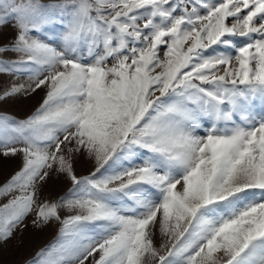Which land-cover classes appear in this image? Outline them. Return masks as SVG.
Masks as SVG:
<instances>
[{
    "label": "snow or ice",
    "instance_id": "obj_1",
    "mask_svg": "<svg viewBox=\"0 0 264 264\" xmlns=\"http://www.w3.org/2000/svg\"><path fill=\"white\" fill-rule=\"evenodd\" d=\"M8 26L0 104L43 96L0 112V244L31 216L26 264H264V0H0Z\"/></svg>",
    "mask_w": 264,
    "mask_h": 264
},
{
    "label": "rangeland",
    "instance_id": "obj_2",
    "mask_svg": "<svg viewBox=\"0 0 264 264\" xmlns=\"http://www.w3.org/2000/svg\"><path fill=\"white\" fill-rule=\"evenodd\" d=\"M41 3H52L54 0H40ZM62 31L61 26L57 25L55 28H48L46 32L41 34L42 39L51 40L54 32L59 33ZM16 35L15 29L11 26L5 27L0 31V42L6 43L10 41ZM53 45L59 43L58 40L52 41ZM12 53H7L5 57H12ZM27 78L25 76H20L19 78H13L8 75H0V89H3L10 85L11 83H26ZM43 92L34 94L27 99L20 97L15 100H9L0 104V112L11 114L17 118H24L30 114L36 106H38ZM255 110L259 112L260 106L258 103L254 105ZM19 166L18 158H11L8 160H3L0 158V181H3L9 177ZM77 175L87 174L88 170L91 168V164L86 162L83 158L78 159L74 165ZM69 183L61 177L57 179L55 176L52 180L44 186L42 190V197L47 196L50 199H56L58 196L63 194L69 187ZM68 213L65 211L61 212L64 216ZM32 217L29 216L25 219L24 225L26 227H21L17 229L12 238L6 243L0 244V264H26L40 248L47 245L56 235V229L52 225H49L42 229H36L31 224ZM157 243L159 241L157 240Z\"/></svg>",
    "mask_w": 264,
    "mask_h": 264
}]
</instances>
